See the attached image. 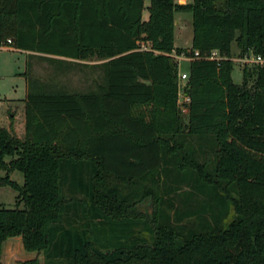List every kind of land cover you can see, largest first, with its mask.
Segmentation results:
<instances>
[{
	"label": "trees",
	"instance_id": "16d2710c",
	"mask_svg": "<svg viewBox=\"0 0 264 264\" xmlns=\"http://www.w3.org/2000/svg\"><path fill=\"white\" fill-rule=\"evenodd\" d=\"M145 1L0 0V47L27 55L23 139L0 126L25 208L0 205V255L19 236L43 264H264V64L236 83L229 58L264 55V0ZM176 13L189 49L227 57L188 62L185 104ZM79 65L86 89L58 80Z\"/></svg>",
	"mask_w": 264,
	"mask_h": 264
},
{
	"label": "rangeland",
	"instance_id": "374dc122",
	"mask_svg": "<svg viewBox=\"0 0 264 264\" xmlns=\"http://www.w3.org/2000/svg\"><path fill=\"white\" fill-rule=\"evenodd\" d=\"M191 0H175L177 3H186ZM146 5L148 0L145 1ZM147 9L143 12V18L147 19ZM191 17L188 13H176L174 45L189 49L191 47ZM147 48L146 43H141ZM233 55L229 57L233 63L232 78L234 82L239 83L242 80V70L244 67H250L253 64L238 61L242 56L238 55L236 45L233 43ZM26 52L10 47H0V126L10 129L17 137H24V98L27 93L25 72L27 70ZM32 72L36 75L46 76L52 73V67L45 61L33 59ZM188 61L179 62V71H186ZM91 73L88 68L76 66L58 76V80L70 89H86L91 84ZM180 102L182 98L179 97ZM184 120H188L187 107L182 105ZM9 157H6L8 160ZM5 171L0 170L3 176ZM9 178L14 180L19 186L23 185V174L18 170L9 173ZM0 205L6 208H25L22 200L18 199V190L10 186H0ZM141 213L151 216L152 203L150 198L139 205ZM147 236V234L142 233ZM33 252L26 251L23 248L19 236L7 238L2 245L0 264H22L30 259ZM42 253H39V255ZM35 257H38L35 256ZM40 264V261H39Z\"/></svg>",
	"mask_w": 264,
	"mask_h": 264
},
{
	"label": "built area",
	"instance_id": "2783aa9c",
	"mask_svg": "<svg viewBox=\"0 0 264 264\" xmlns=\"http://www.w3.org/2000/svg\"><path fill=\"white\" fill-rule=\"evenodd\" d=\"M11 40L8 39V42ZM141 48H145L144 45L141 44ZM174 58L178 61V64L181 60L184 61H191L194 59H210V60H215L218 64L224 60L227 59L226 56L221 55L218 50L214 49L211 50L209 53L201 55L198 50H192V49H186L185 51L181 53H173ZM238 61L241 62H246V63H251V64H264V55L261 54H245L244 56L240 57ZM187 72L186 71H179L178 73V78H179V97L182 98L181 104H185L189 102V97L185 95L184 93V84L185 80L187 79Z\"/></svg>",
	"mask_w": 264,
	"mask_h": 264
},
{
	"label": "crops",
	"instance_id": "0c3cea01",
	"mask_svg": "<svg viewBox=\"0 0 264 264\" xmlns=\"http://www.w3.org/2000/svg\"><path fill=\"white\" fill-rule=\"evenodd\" d=\"M178 103H180V99L178 98ZM183 111V110H182ZM29 252H33V254H31V257H30V259H28V260H31V259H33V258H37L38 259V261H40V264H43V255L42 254H40L39 255V253H37L36 251H29ZM38 255V257H35V256H37ZM26 261V260H25Z\"/></svg>",
	"mask_w": 264,
	"mask_h": 264
}]
</instances>
